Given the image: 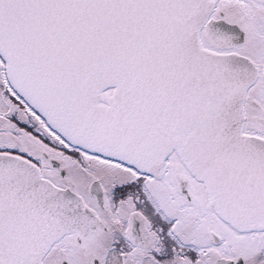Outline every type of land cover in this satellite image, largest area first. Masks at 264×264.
I'll use <instances>...</instances> for the list:
<instances>
[{
	"label": "snow or ice",
	"instance_id": "1",
	"mask_svg": "<svg viewBox=\"0 0 264 264\" xmlns=\"http://www.w3.org/2000/svg\"><path fill=\"white\" fill-rule=\"evenodd\" d=\"M0 264H264V0H0Z\"/></svg>",
	"mask_w": 264,
	"mask_h": 264
}]
</instances>
